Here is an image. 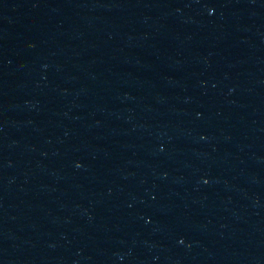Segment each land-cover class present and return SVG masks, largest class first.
<instances>
[{"label": "water", "instance_id": "water-1", "mask_svg": "<svg viewBox=\"0 0 264 264\" xmlns=\"http://www.w3.org/2000/svg\"><path fill=\"white\" fill-rule=\"evenodd\" d=\"M0 264H264V0H0Z\"/></svg>", "mask_w": 264, "mask_h": 264}]
</instances>
